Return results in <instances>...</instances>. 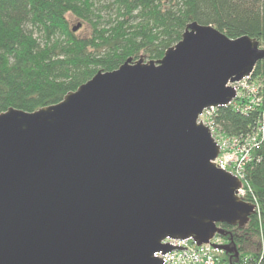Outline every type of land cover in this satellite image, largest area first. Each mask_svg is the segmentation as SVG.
Segmentation results:
<instances>
[{
  "label": "water",
  "instance_id": "obj_1",
  "mask_svg": "<svg viewBox=\"0 0 264 264\" xmlns=\"http://www.w3.org/2000/svg\"><path fill=\"white\" fill-rule=\"evenodd\" d=\"M263 58L249 36L192 22L159 60L128 58L55 105L0 113V264H162L165 238L200 245L246 223L253 205L197 120Z\"/></svg>",
  "mask_w": 264,
  "mask_h": 264
},
{
  "label": "trees",
  "instance_id": "obj_2",
  "mask_svg": "<svg viewBox=\"0 0 264 264\" xmlns=\"http://www.w3.org/2000/svg\"><path fill=\"white\" fill-rule=\"evenodd\" d=\"M101 7L113 9L114 17L110 12L104 19ZM68 16L88 23L90 35L77 36ZM192 22L211 24L229 38L247 35L264 49V0H0V113L55 105L98 71H114L128 58L159 60ZM251 80L264 98V58ZM260 109L242 113L235 102L217 107L216 130L228 137L250 133ZM253 158L244 168L243 200L258 211L243 225H219L232 249L221 257L224 264L244 258L245 264H264V144Z\"/></svg>",
  "mask_w": 264,
  "mask_h": 264
},
{
  "label": "built area",
  "instance_id": "obj_3",
  "mask_svg": "<svg viewBox=\"0 0 264 264\" xmlns=\"http://www.w3.org/2000/svg\"><path fill=\"white\" fill-rule=\"evenodd\" d=\"M228 85L235 91V96L229 104L237 103L235 107L238 111L248 113L255 106L261 108L260 118L254 129L244 135L225 136L216 130V125L214 124L217 107L204 109L199 115L197 122L202 123L209 129L219 149L218 156L213 162L218 168L230 173L239 180L240 187L237 190V197L243 200L247 195V189L243 185L245 178L244 168L254 159L253 152L259 150L264 144V98L261 95V85L251 80V74ZM241 102L242 106L239 105ZM248 203L253 205V212L258 211L255 204L252 202ZM219 239L220 236L214 234L210 238L209 243L197 245L191 238L183 240L165 238L162 243L169 244L174 249L164 254L157 252L154 256L159 258L162 264H215L218 260L213 250L217 247L213 241L218 242ZM245 260L242 264L247 262Z\"/></svg>",
  "mask_w": 264,
  "mask_h": 264
},
{
  "label": "rangeland",
  "instance_id": "obj_4",
  "mask_svg": "<svg viewBox=\"0 0 264 264\" xmlns=\"http://www.w3.org/2000/svg\"><path fill=\"white\" fill-rule=\"evenodd\" d=\"M100 12H101V15L103 16L104 19H107L110 15H113L112 17H114V14H115L114 11H113V9L108 10V9L102 8V10ZM110 12H111V14H110ZM68 19H69V24H70L71 27H75L76 25L81 24L80 27H79V29L77 31H75V34L77 36H79V37H85V36L90 35V33H91V27H90V25L88 23H81L80 20H78V19H76V18H74L72 16H68ZM260 48L263 49V47H260ZM142 60H143V62H145L144 59H142ZM236 104L237 103H235V105ZM237 224L239 225V223H237ZM221 235L224 236L225 235V232L223 231L221 233ZM223 241H224V238H221V237H220V239H219L218 242L213 241L214 244L217 247V248H215V250H213V252L215 253V256H216V258L218 260L215 264H217V263L218 264H224L221 261V257L227 256L226 255L227 253H231V250H232L231 248H228V249H225V250L224 249H221L222 246H225V244L223 243ZM228 259H229V256H228Z\"/></svg>",
  "mask_w": 264,
  "mask_h": 264
},
{
  "label": "bare ground",
  "instance_id": "obj_5",
  "mask_svg": "<svg viewBox=\"0 0 264 264\" xmlns=\"http://www.w3.org/2000/svg\"><path fill=\"white\" fill-rule=\"evenodd\" d=\"M209 240H210V239H209ZM207 243H209V241H208ZM204 244H206V243H204ZM223 247H224V246H222L221 249H223ZM245 259H246V260H245ZM242 260H243V261H244V260H245V261H248V258H244V259H242Z\"/></svg>",
  "mask_w": 264,
  "mask_h": 264
}]
</instances>
